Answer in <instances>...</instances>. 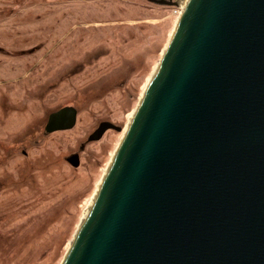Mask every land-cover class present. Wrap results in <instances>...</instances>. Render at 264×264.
I'll return each instance as SVG.
<instances>
[{"label":"water","instance_id":"water-1","mask_svg":"<svg viewBox=\"0 0 264 264\" xmlns=\"http://www.w3.org/2000/svg\"><path fill=\"white\" fill-rule=\"evenodd\" d=\"M62 264H264V0L188 1Z\"/></svg>","mask_w":264,"mask_h":264},{"label":"rangeland","instance_id":"rangeland-1","mask_svg":"<svg viewBox=\"0 0 264 264\" xmlns=\"http://www.w3.org/2000/svg\"><path fill=\"white\" fill-rule=\"evenodd\" d=\"M182 11L0 0V264H62ZM67 108L74 128L48 133ZM104 122L122 132L89 142Z\"/></svg>","mask_w":264,"mask_h":264},{"label":"flooded vegetation","instance_id":"flooded-vegetation-1","mask_svg":"<svg viewBox=\"0 0 264 264\" xmlns=\"http://www.w3.org/2000/svg\"><path fill=\"white\" fill-rule=\"evenodd\" d=\"M147 1L150 3L156 4V5H163V6H168V3H169V0H147ZM49 122H50V119H49ZM62 122H63V124H57L56 123L53 125L49 123L47 126V132L51 133L54 131H65V130H71L72 128H74V127H72V128L65 129L64 127L69 126V123H68V121H64V120Z\"/></svg>","mask_w":264,"mask_h":264},{"label":"bare ground","instance_id":"bare-ground-1","mask_svg":"<svg viewBox=\"0 0 264 264\" xmlns=\"http://www.w3.org/2000/svg\"><path fill=\"white\" fill-rule=\"evenodd\" d=\"M188 1L189 0H179L178 2H179V5H180V7H182L183 6V9H184V7L186 6V4L188 3ZM94 200V199H93ZM93 203V202H92ZM92 205V204H91ZM90 205V206H91ZM89 209H90V207H89ZM88 212H89V210L87 211V213H86V215L88 214Z\"/></svg>","mask_w":264,"mask_h":264}]
</instances>
